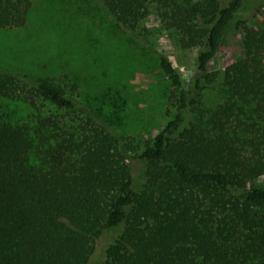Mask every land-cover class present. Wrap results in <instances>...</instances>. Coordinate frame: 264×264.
Masks as SVG:
<instances>
[{
  "label": "trees",
  "instance_id": "obj_1",
  "mask_svg": "<svg viewBox=\"0 0 264 264\" xmlns=\"http://www.w3.org/2000/svg\"><path fill=\"white\" fill-rule=\"evenodd\" d=\"M87 1L138 38L154 8L179 47L199 50L192 87L155 53L178 104L140 146L80 108L73 84L0 71V101L30 109L19 119L0 103V264H94L96 240L118 229L102 264H264V178L248 184L264 169V22H238L242 57L218 72L208 65L245 0ZM30 6L0 0V29Z\"/></svg>",
  "mask_w": 264,
  "mask_h": 264
},
{
  "label": "rangeland",
  "instance_id": "obj_2",
  "mask_svg": "<svg viewBox=\"0 0 264 264\" xmlns=\"http://www.w3.org/2000/svg\"><path fill=\"white\" fill-rule=\"evenodd\" d=\"M244 2L209 70L222 72L242 57L238 22L250 28L263 24L264 0ZM138 28L144 37L120 30L87 0H31L22 26L0 29V71L29 80L50 78L66 91L73 84L80 108L101 113L100 118L115 133L143 146L173 116L178 104L179 89L161 73L155 53H162L180 75L185 89H191L199 50L179 47L163 30L152 7ZM217 100V87L207 85L203 103L210 106ZM0 103L2 110L14 118H25L30 112L18 101ZM135 166L131 164L138 185L142 177ZM263 178L264 169L260 178L248 184H260ZM118 233L119 229L112 235L104 233L96 240L94 264L103 263L106 237Z\"/></svg>",
  "mask_w": 264,
  "mask_h": 264
}]
</instances>
